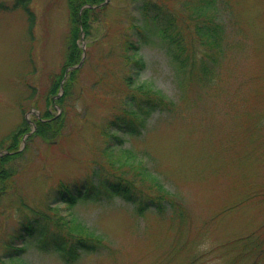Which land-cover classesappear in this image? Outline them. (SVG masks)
Instances as JSON below:
<instances>
[{"label": "rangeland", "instance_id": "rangeland-1", "mask_svg": "<svg viewBox=\"0 0 264 264\" xmlns=\"http://www.w3.org/2000/svg\"><path fill=\"white\" fill-rule=\"evenodd\" d=\"M30 1L33 33L21 8L0 11V157L29 121L19 138L21 154L0 184V264H68L43 248L55 224L66 231L84 224L101 241L72 264H225L226 253H207L262 240L264 0H219L225 30L214 64L206 59L210 81L179 71L163 25L143 13L141 0H103L79 41L83 56L72 67L78 72L63 105L56 99L71 69L58 93L50 88L68 50V0ZM162 1L171 12L182 9V0ZM140 58L143 68L134 64ZM144 82L172 105L144 113L145 121L135 120L138 132H131L125 125L132 121L129 99ZM48 113L62 120L59 134L31 138L37 118ZM114 121L124 129H113ZM118 178L149 197L170 195L161 199L162 210H140L107 192ZM90 179L98 200L69 206L56 199L60 185ZM37 220L42 234L22 231ZM22 246L19 259L8 257Z\"/></svg>", "mask_w": 264, "mask_h": 264}, {"label": "trees", "instance_id": "trees-1", "mask_svg": "<svg viewBox=\"0 0 264 264\" xmlns=\"http://www.w3.org/2000/svg\"><path fill=\"white\" fill-rule=\"evenodd\" d=\"M102 2L103 0H68L71 20L68 50L63 71L52 82L51 93L55 92L56 94L59 92L66 70L78 64L82 59L83 49L80 47L79 41L83 33L89 34L91 27L90 18L94 19L96 17V11ZM163 2L165 1L141 0V10L145 15H151L163 25L162 37L168 43L170 55L179 71L188 74L189 77L192 76L190 74L198 73L200 79L210 81L209 63L206 59L214 64L215 61L212 59L214 56L212 55L213 53L215 55L216 48L220 47L225 30L221 10L217 8L219 0H182V9H180L179 13L167 10L168 7ZM30 4V0H15L12 5L1 3L0 11H11L21 8L28 16L30 33H33L36 16ZM178 15L180 17L183 16V18L178 19ZM137 53V51L134 52V54ZM134 64L136 67L141 68L145 65L141 58ZM77 72L76 69L69 72V78L64 85V95L56 99L57 104L63 105V100L71 94L70 83ZM134 92L135 95L130 96V103L126 111V114H130L132 121L130 120L125 124L131 132L137 131L136 119L140 117L145 121L144 113L148 114L157 109L168 110L172 105L162 91L151 86L148 82L139 84ZM35 122L37 130L31 138L40 136L41 138L49 139L50 136L55 137L59 134L60 129H62V120L58 117L50 118L49 113L42 118H37ZM112 124L113 129L118 131L124 129L117 121L112 122ZM140 126L143 127V124ZM28 130L29 121L24 119L18 135L15 134L13 136V145L9 147L6 154L0 157V184H4L9 179L11 172H6L8 169L7 165L10 164L12 159L21 154L19 152V138L23 136L22 133ZM102 185L104 183L99 186ZM158 187L159 190L164 189L162 184H159ZM95 189L97 188L92 179L85 180L82 184L74 185L73 188L62 184L59 186L58 198L56 199H61L60 202L69 206L74 205L80 199L98 200L99 191ZM106 189L108 193L121 197L128 203L139 204L140 210L151 207L162 210L163 201L161 199L170 195L169 192L162 193L160 191L159 196L149 197L142 190L137 191L138 188L135 183L121 178L108 183ZM92 195L95 198H91ZM39 222L41 220L36 221L38 224H23L22 231L29 235H33L36 232L42 234L43 224H39ZM53 228L54 232L49 231L50 234H47L48 236L45 235L44 240H42L43 248L56 250L68 264L76 262L82 252H96L100 247L101 241L84 224H72V227H69L67 231L59 224H55ZM74 228L75 230H73ZM48 230L51 229L49 228ZM59 231L60 233H58ZM10 249L12 248L10 247ZM24 250L25 248L22 246L15 250L14 253L9 254L8 257L17 260ZM222 252L226 253L225 256H228L225 264H264V238L262 240L248 239L244 242L238 241L236 244L221 246V248L207 254H219Z\"/></svg>", "mask_w": 264, "mask_h": 264}]
</instances>
